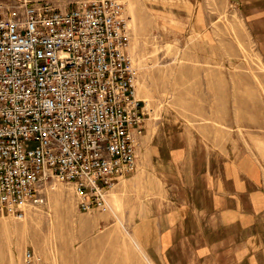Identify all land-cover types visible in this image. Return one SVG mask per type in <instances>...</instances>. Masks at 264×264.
I'll return each mask as SVG.
<instances>
[{
  "label": "rangeland",
  "instance_id": "1",
  "mask_svg": "<svg viewBox=\"0 0 264 264\" xmlns=\"http://www.w3.org/2000/svg\"><path fill=\"white\" fill-rule=\"evenodd\" d=\"M121 1L146 120L177 122L215 147L230 140L264 164V0ZM146 160L142 151L105 210L80 212L71 185L48 179L46 205L0 214V264H145L128 262L141 256L135 223L159 190Z\"/></svg>",
  "mask_w": 264,
  "mask_h": 264
},
{
  "label": "built area",
  "instance_id": "2",
  "mask_svg": "<svg viewBox=\"0 0 264 264\" xmlns=\"http://www.w3.org/2000/svg\"><path fill=\"white\" fill-rule=\"evenodd\" d=\"M7 1H0V214L23 219L46 205L53 178L71 185L80 212L105 210L108 192L138 169L148 114L125 5Z\"/></svg>",
  "mask_w": 264,
  "mask_h": 264
},
{
  "label": "crops",
  "instance_id": "3",
  "mask_svg": "<svg viewBox=\"0 0 264 264\" xmlns=\"http://www.w3.org/2000/svg\"><path fill=\"white\" fill-rule=\"evenodd\" d=\"M148 121L137 153L160 191L135 223L141 256L128 263L264 264L260 159L230 140L215 147L177 122Z\"/></svg>",
  "mask_w": 264,
  "mask_h": 264
},
{
  "label": "bare ground",
  "instance_id": "4",
  "mask_svg": "<svg viewBox=\"0 0 264 264\" xmlns=\"http://www.w3.org/2000/svg\"><path fill=\"white\" fill-rule=\"evenodd\" d=\"M110 192H111V190H110ZM108 194H109V192H108ZM108 194H107V195H108ZM106 201H107V197H106Z\"/></svg>",
  "mask_w": 264,
  "mask_h": 264
}]
</instances>
